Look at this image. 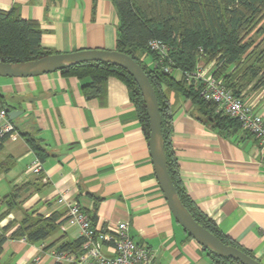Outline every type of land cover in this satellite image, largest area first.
<instances>
[{"label":"crops","instance_id":"1","mask_svg":"<svg viewBox=\"0 0 264 264\" xmlns=\"http://www.w3.org/2000/svg\"><path fill=\"white\" fill-rule=\"evenodd\" d=\"M18 8L39 22L42 44L55 52L117 49L120 18L113 0H0V8ZM143 55L152 67L155 60ZM176 77L182 72L175 70ZM90 78L53 71L37 76H0L1 103L17 110L10 120L16 132L0 151V194L29 183L22 203L0 219L2 228L16 221L57 214L52 235L30 242L9 238L4 264H71L57 257L58 246L82 237L67 221L65 198L76 201L96 225L126 221L129 234L154 253L152 264H216L175 218L156 175L149 135L127 85L110 77L103 92L88 98ZM244 99L264 116V86L248 87ZM172 104V144L182 184L196 206L222 235L264 262V143L238 128L222 133L203 121L197 107L176 91ZM24 133L36 138L47 156L41 160ZM41 163L40 173L31 169ZM7 206L0 208V214ZM106 254L112 246L103 244Z\"/></svg>","mask_w":264,"mask_h":264},{"label":"trees","instance_id":"2","mask_svg":"<svg viewBox=\"0 0 264 264\" xmlns=\"http://www.w3.org/2000/svg\"><path fill=\"white\" fill-rule=\"evenodd\" d=\"M117 7L120 25L117 50L132 56L145 72L155 88L162 115V132L170 175L178 194L200 224L229 244L238 246L248 254L250 251L222 235L216 223L195 204L182 184L178 159L172 144L174 110L169 92L176 91L197 107L203 121L212 124L222 133H231L242 127L241 122L217 111V104L206 100L200 93V84L189 83L186 74L193 72L199 61L215 63V75L236 95L250 87L259 90L264 86V0H113ZM42 30L38 21L22 17L18 8H0V60L21 62L41 58L54 51L42 44ZM152 39H161L170 46V57L181 77L165 73L156 65V53L149 47ZM150 55L155 64L150 67L142 60ZM65 75L90 78L84 86L90 98L103 92L110 77L121 79L128 87L137 114L148 135L150 120L142 91L133 75L124 67L105 61H83L61 70ZM0 96L1 93H0ZM244 97V94H243ZM27 141L41 160L47 156L43 146L29 133ZM10 135L0 137V151ZM0 164H3L0 162ZM16 185L7 194H0V208L7 209L0 219L7 216L22 203L27 185ZM96 223V214H90ZM58 215L30 220L26 217L14 231L16 221L2 228L0 234V264L4 244L9 238L26 237L30 242L48 239L57 226ZM84 238L72 242L61 239L58 251L77 256L83 252ZM216 264H243L238 259L221 255L207 248ZM71 264H77L73 262Z\"/></svg>","mask_w":264,"mask_h":264},{"label":"built area","instance_id":"3","mask_svg":"<svg viewBox=\"0 0 264 264\" xmlns=\"http://www.w3.org/2000/svg\"><path fill=\"white\" fill-rule=\"evenodd\" d=\"M149 47L156 53V65L165 73L174 71L170 57V46L161 39H152ZM215 63L206 64L202 60L193 72L186 74L189 83L200 84V93L206 99L217 104V111L238 119L242 127L255 135L264 143V116L254 111L243 94L236 95L229 89L222 78L215 75ZM16 132V127L9 118V110L0 101V137ZM41 163L32 167V171L40 173ZM67 221L78 224L84 238L83 252L80 255L67 251H57L59 259L77 264H152L154 253L137 244L129 234V225L121 221L112 226L98 227L89 213L79 203L65 198ZM112 246L113 254H106L102 245Z\"/></svg>","mask_w":264,"mask_h":264},{"label":"water","instance_id":"4","mask_svg":"<svg viewBox=\"0 0 264 264\" xmlns=\"http://www.w3.org/2000/svg\"><path fill=\"white\" fill-rule=\"evenodd\" d=\"M83 61H105L120 65L127 69L137 81L148 110L150 120L149 144L156 175L177 221L206 248L215 250L221 255L238 259L243 264H264V262L248 254L238 246L226 243L200 224L183 203L168 169L158 96L149 75L132 56L117 49L97 48L66 53L55 52L41 58L21 62L0 60V76H37L59 71ZM15 112L17 110L9 111V116L13 117Z\"/></svg>","mask_w":264,"mask_h":264},{"label":"rangeland","instance_id":"5","mask_svg":"<svg viewBox=\"0 0 264 264\" xmlns=\"http://www.w3.org/2000/svg\"><path fill=\"white\" fill-rule=\"evenodd\" d=\"M148 57H150V56H148Z\"/></svg>","mask_w":264,"mask_h":264}]
</instances>
